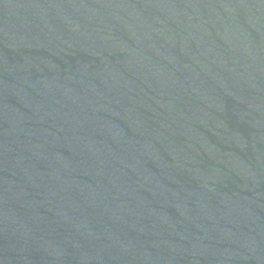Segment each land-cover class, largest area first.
Returning a JSON list of instances; mask_svg holds the SVG:
<instances>
[{"label": "water", "instance_id": "1", "mask_svg": "<svg viewBox=\"0 0 264 264\" xmlns=\"http://www.w3.org/2000/svg\"><path fill=\"white\" fill-rule=\"evenodd\" d=\"M0 264H264V0H0Z\"/></svg>", "mask_w": 264, "mask_h": 264}]
</instances>
